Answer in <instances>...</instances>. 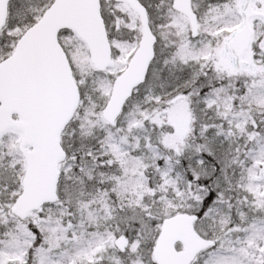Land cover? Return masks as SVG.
<instances>
[{
  "label": "snow or ice",
  "instance_id": "6c2138e0",
  "mask_svg": "<svg viewBox=\"0 0 264 264\" xmlns=\"http://www.w3.org/2000/svg\"><path fill=\"white\" fill-rule=\"evenodd\" d=\"M0 264H264V0H0Z\"/></svg>",
  "mask_w": 264,
  "mask_h": 264
}]
</instances>
